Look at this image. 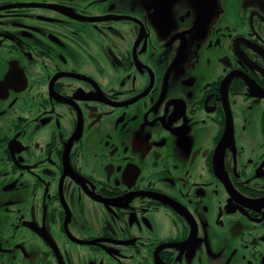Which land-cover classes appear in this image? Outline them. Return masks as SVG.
Wrapping results in <instances>:
<instances>
[{
	"label": "flooded vegetation",
	"instance_id": "1",
	"mask_svg": "<svg viewBox=\"0 0 264 264\" xmlns=\"http://www.w3.org/2000/svg\"><path fill=\"white\" fill-rule=\"evenodd\" d=\"M0 264H264V0H0Z\"/></svg>",
	"mask_w": 264,
	"mask_h": 264
}]
</instances>
